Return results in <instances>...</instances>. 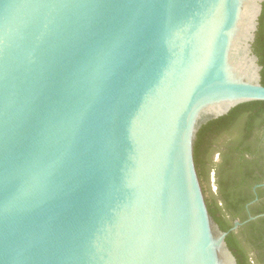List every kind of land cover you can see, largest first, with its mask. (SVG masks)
Wrapping results in <instances>:
<instances>
[{"label": "water", "instance_id": "95a60500", "mask_svg": "<svg viewBox=\"0 0 264 264\" xmlns=\"http://www.w3.org/2000/svg\"><path fill=\"white\" fill-rule=\"evenodd\" d=\"M262 2L0 0V264H238L194 142L264 101Z\"/></svg>", "mask_w": 264, "mask_h": 264}, {"label": "trees", "instance_id": "16d2710c", "mask_svg": "<svg viewBox=\"0 0 264 264\" xmlns=\"http://www.w3.org/2000/svg\"><path fill=\"white\" fill-rule=\"evenodd\" d=\"M252 48L262 66L260 75L261 83L264 85V0ZM263 111V100L239 103L226 114L207 121L196 133L194 142L196 170L209 213L222 230H229L233 224V219L237 218L243 221L247 217L244 212V205L248 201V197L236 193L235 186L242 187L243 184H246L250 169L245 160L224 157L221 155L223 153L219 155V160H214L213 157L217 148L213 147V144L218 143L221 138L226 139L231 136L229 130L238 122L249 124L253 118H258ZM239 136L244 139V132H241ZM226 142H229V149L232 150L231 142L228 140ZM243 151L248 152V149L245 148ZM212 170L215 171L217 193L213 191L210 181ZM252 179L256 181L257 178L253 177ZM254 212H264V208L254 210ZM239 235L242 236L244 243ZM225 240L238 264H264V251L261 250L264 247V216L242 224L238 228V232L229 231ZM250 248H258L261 252L257 255H250L248 250Z\"/></svg>", "mask_w": 264, "mask_h": 264}, {"label": "flooded vegetation", "instance_id": "af4514ba", "mask_svg": "<svg viewBox=\"0 0 264 264\" xmlns=\"http://www.w3.org/2000/svg\"><path fill=\"white\" fill-rule=\"evenodd\" d=\"M229 131H231V136L226 139L221 138L218 143L216 142L213 144V147L217 148L213 159L219 160V155L223 153L221 155L224 157H234L235 160H245L247 167L250 169L249 177L246 180V184H243L242 187H238L237 185L235 187L236 193L243 197H248V201L244 205V212L247 214L245 220H247L249 216H255L254 219L248 220L253 221L264 216L261 215L264 214V212H254V210L264 208V111L258 118H253L249 124L240 121V123L238 122ZM241 132H244L245 134L244 139L239 136ZM226 140L231 142L232 150L229 149V142H226ZM245 148L248 149V152L243 151ZM214 175L215 171L212 170L210 181L212 183L213 191L216 192L217 185L215 183L216 178ZM253 177L257 178L256 181L252 179ZM235 220L239 219H233L232 223ZM238 228L234 231L238 232ZM239 237L244 243L242 236L239 235ZM248 250L250 255H257L261 250L264 251V247H262L261 250L258 248H250Z\"/></svg>", "mask_w": 264, "mask_h": 264}]
</instances>
